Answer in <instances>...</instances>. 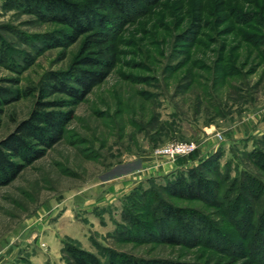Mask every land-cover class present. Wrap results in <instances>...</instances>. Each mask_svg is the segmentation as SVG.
<instances>
[{"label":"rangeland","instance_id":"374dc122","mask_svg":"<svg viewBox=\"0 0 264 264\" xmlns=\"http://www.w3.org/2000/svg\"><path fill=\"white\" fill-rule=\"evenodd\" d=\"M13 3L0 0V89L19 98L2 106L0 141L30 116L51 75L71 74L81 58L94 57L81 51L84 36L51 46L68 28ZM109 31V75L77 105L52 109L72 112L61 140L0 186V251L46 253L41 236L53 234L60 239L54 264H76V256L98 264L118 257L258 264L264 234L254 230L264 220V193L245 176L264 183V0H161ZM68 100L55 94L43 101ZM171 143L196 150L175 161L156 153ZM256 149L260 155L250 156ZM196 168L203 197L174 194ZM247 190L256 198L252 228L236 213ZM167 206L187 213L188 223L203 218L192 227L205 234L181 232L180 244L162 243L160 232L175 226L166 222Z\"/></svg>","mask_w":264,"mask_h":264},{"label":"trees","instance_id":"16d2710c","mask_svg":"<svg viewBox=\"0 0 264 264\" xmlns=\"http://www.w3.org/2000/svg\"><path fill=\"white\" fill-rule=\"evenodd\" d=\"M161 0H13V6H17L34 14L38 20L53 24H59L68 28L67 32H61L58 41L51 40V46L68 47L74 44L80 37L84 36L82 52L92 49L94 57H83L78 62L79 68L71 74H53L38 90V101L30 116L21 122L14 132L6 139L0 141V186L6 185L23 169L26 164L41 158L45 150L59 142L63 135L66 124L72 118V112L52 111L53 108H70L77 105L82 99L99 83H101L111 72L115 59L112 54L109 29L116 26L118 19H125L131 14L140 12L145 7L157 5ZM11 0H9V5ZM55 94H64L68 101H43ZM7 89H0V116L2 106L9 101L17 100L19 97ZM11 97V98H10ZM8 98L9 100H5ZM261 151L254 150L249 155L254 157L260 155ZM260 157V156H259ZM264 158V157H263ZM15 160H21L17 163ZM256 161V159H254ZM254 161V162H255ZM264 172V167H262ZM189 180L181 179L171 191L176 195L188 196L201 199L205 192L202 191L203 181L198 174L197 168L188 173ZM245 176V175H244ZM257 183L264 193V183L257 178L245 176ZM226 178V177H225ZM228 180V178H227ZM248 200H244L243 206L238 202L231 205V210L239 209L236 213L241 216L240 222L247 228H252L255 218L253 201L256 199L252 190H247ZM203 194V195H202ZM163 214L167 220L175 223L174 229L160 232L161 241L164 244H180L181 232L185 236H193L198 233L199 237L205 234L192 227V222L198 220L204 223L203 218L190 217L186 221L187 213L165 207ZM264 219V207H263ZM230 220H236V215L231 213ZM261 228L254 230L256 236L260 231L264 234V220L259 223ZM208 236L213 234L207 227ZM216 233V232H215ZM197 236V235H196ZM218 237V236H217ZM257 238V237H255ZM260 244L259 254H254L258 264H264V237ZM263 244V245H262ZM81 255V254H80ZM260 256V257H257ZM253 259V260H254ZM76 264H98L91 259L73 257ZM110 264H135L126 257H118L117 261Z\"/></svg>","mask_w":264,"mask_h":264},{"label":"crops","instance_id":"0c3cea01","mask_svg":"<svg viewBox=\"0 0 264 264\" xmlns=\"http://www.w3.org/2000/svg\"><path fill=\"white\" fill-rule=\"evenodd\" d=\"M92 202V206H98L96 205L95 200ZM41 237H43V241L49 249L48 252L45 253L44 250H40L38 248L36 250L34 249L35 252H33L32 249L27 248V253H24L23 249H20L19 247H11L0 251V264H20L22 258L24 257L27 264H54L56 257L54 250H58L60 248V239L55 237L53 234H45Z\"/></svg>","mask_w":264,"mask_h":264},{"label":"built area","instance_id":"2783aa9c","mask_svg":"<svg viewBox=\"0 0 264 264\" xmlns=\"http://www.w3.org/2000/svg\"><path fill=\"white\" fill-rule=\"evenodd\" d=\"M195 150L196 147L193 143H171L158 149L156 153L165 155L170 160L175 161L179 156H187Z\"/></svg>","mask_w":264,"mask_h":264}]
</instances>
